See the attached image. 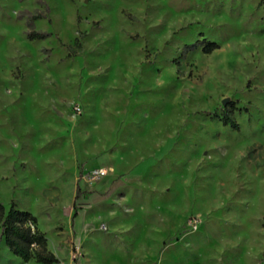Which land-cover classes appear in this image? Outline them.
<instances>
[{"label": "rangeland", "instance_id": "374dc122", "mask_svg": "<svg viewBox=\"0 0 264 264\" xmlns=\"http://www.w3.org/2000/svg\"><path fill=\"white\" fill-rule=\"evenodd\" d=\"M0 197L58 264H264V0H0Z\"/></svg>", "mask_w": 264, "mask_h": 264}, {"label": "trees", "instance_id": "16d2710c", "mask_svg": "<svg viewBox=\"0 0 264 264\" xmlns=\"http://www.w3.org/2000/svg\"><path fill=\"white\" fill-rule=\"evenodd\" d=\"M40 19V16L32 18L33 21ZM47 33L31 32L29 40H44ZM219 46L211 42L205 48V53H211ZM237 110L234 103L230 104L228 112L225 113L223 124L230 125L233 129L239 130V125L233 119ZM0 242L4 241L10 252L23 262L28 263L35 260L38 264H58L59 259L48 248V241L38 227V221L29 211L21 210L16 203L12 202L7 209L0 197Z\"/></svg>", "mask_w": 264, "mask_h": 264}, {"label": "built area", "instance_id": "2783aa9c", "mask_svg": "<svg viewBox=\"0 0 264 264\" xmlns=\"http://www.w3.org/2000/svg\"><path fill=\"white\" fill-rule=\"evenodd\" d=\"M107 176V170L103 168H97L94 170H91L89 172H86L85 174V180L88 183H95L97 180H101Z\"/></svg>", "mask_w": 264, "mask_h": 264}, {"label": "crops", "instance_id": "0c3cea01", "mask_svg": "<svg viewBox=\"0 0 264 264\" xmlns=\"http://www.w3.org/2000/svg\"><path fill=\"white\" fill-rule=\"evenodd\" d=\"M2 245H4V249H5V250H6V249L9 250L8 247L6 246V244H5L4 241H3V244H2ZM9 253H11V252H9ZM10 255H11V254H10Z\"/></svg>", "mask_w": 264, "mask_h": 264}, {"label": "water", "instance_id": "95a60500", "mask_svg": "<svg viewBox=\"0 0 264 264\" xmlns=\"http://www.w3.org/2000/svg\"><path fill=\"white\" fill-rule=\"evenodd\" d=\"M226 103V102H225Z\"/></svg>", "mask_w": 264, "mask_h": 264}]
</instances>
